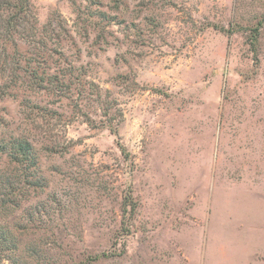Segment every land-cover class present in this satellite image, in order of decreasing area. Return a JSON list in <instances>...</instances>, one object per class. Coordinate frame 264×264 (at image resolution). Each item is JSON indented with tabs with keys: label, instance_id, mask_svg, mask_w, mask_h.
<instances>
[{
	"label": "rangeland",
	"instance_id": "obj_1",
	"mask_svg": "<svg viewBox=\"0 0 264 264\" xmlns=\"http://www.w3.org/2000/svg\"><path fill=\"white\" fill-rule=\"evenodd\" d=\"M30 1L64 90L0 101V264H264V0Z\"/></svg>",
	"mask_w": 264,
	"mask_h": 264
},
{
	"label": "trees",
	"instance_id": "obj_2",
	"mask_svg": "<svg viewBox=\"0 0 264 264\" xmlns=\"http://www.w3.org/2000/svg\"><path fill=\"white\" fill-rule=\"evenodd\" d=\"M38 19L33 12L30 0H0V101L7 98H18L19 92L29 90L30 93L46 90L47 92L57 94L64 90L62 78L59 80L51 71L44 70L31 49L34 38V31L37 30L36 25ZM262 23L253 29V35L249 39V44L256 51L258 43L259 31ZM23 46H28L25 53L21 50ZM31 52V56L27 58V54ZM34 55V56H33ZM48 59V55L41 56ZM26 88V89H25ZM26 107L31 105L29 100H23ZM21 101V103H23ZM37 108V107H33ZM0 155L5 156L12 163L23 169V177L32 176L38 171V163L36 154L31 142L26 139L16 138L11 141L0 140ZM0 174L1 188L9 189L11 193L6 195L23 194L20 188L15 187L16 178L3 177ZM34 176V177H33ZM28 180V179H27ZM28 183V182H27ZM35 188H39L40 184L32 182ZM39 184V185H38ZM42 186V185H41ZM15 197V196H14ZM5 205H7L5 207ZM1 210H9L19 208V203L11 199H0ZM12 235V233H10ZM10 242L9 237L0 236V245L5 246ZM7 250L8 259H12L11 251L17 249V244L8 247H0Z\"/></svg>",
	"mask_w": 264,
	"mask_h": 264
}]
</instances>
